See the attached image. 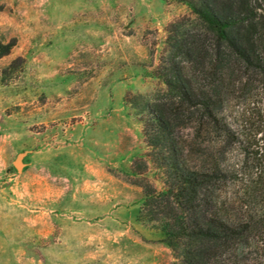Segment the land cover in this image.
<instances>
[{
	"label": "rangeland",
	"instance_id": "1",
	"mask_svg": "<svg viewBox=\"0 0 264 264\" xmlns=\"http://www.w3.org/2000/svg\"><path fill=\"white\" fill-rule=\"evenodd\" d=\"M116 1L110 2L117 16ZM35 3L0 0V39L9 43L20 36L11 55L0 60V264H173L177 259L161 242L163 222L140 217L145 195L130 183L166 189L143 125L127 102L164 89L158 79L136 73H152L159 65L166 30L148 29L132 39L147 47L145 61L111 55L90 40L61 47L42 37L22 41L28 33L25 11L43 7L42 0ZM166 13L171 22L193 17L188 6L170 0ZM18 58L24 62L11 69ZM253 102L256 97L238 93L227 99L225 121L236 136ZM112 117L120 124L117 135L107 137L103 121ZM181 138L191 166L216 174L213 196L221 214L222 204L234 219L260 212L255 162L236 140L213 129L198 134L193 125L182 128ZM142 156L148 170L137 177L134 161ZM244 248L218 263L264 264V237L251 238Z\"/></svg>",
	"mask_w": 264,
	"mask_h": 264
},
{
	"label": "trees",
	"instance_id": "2",
	"mask_svg": "<svg viewBox=\"0 0 264 264\" xmlns=\"http://www.w3.org/2000/svg\"><path fill=\"white\" fill-rule=\"evenodd\" d=\"M170 1L188 6L193 17L183 16L165 29V49L151 73L164 89L127 99L166 189L130 183L145 195L140 217L163 222L161 242L177 259L173 264H219L222 257L243 252L251 238L264 237V0ZM16 46V39H0V59ZM21 62L23 58L16 59L10 68ZM236 93L257 98L245 111L237 136L224 116L227 99ZM189 125L198 134L212 129L225 134L254 160L253 193L260 212L253 218L234 219L224 204L222 214L218 210L216 174L193 168L182 144V128ZM134 164L133 174L145 175L144 156Z\"/></svg>",
	"mask_w": 264,
	"mask_h": 264
},
{
	"label": "crops",
	"instance_id": "3",
	"mask_svg": "<svg viewBox=\"0 0 264 264\" xmlns=\"http://www.w3.org/2000/svg\"><path fill=\"white\" fill-rule=\"evenodd\" d=\"M13 1L1 0L8 5H13ZM30 1L36 4V0ZM79 1L66 0L63 3H57L54 0H42V8L33 6L27 8L25 13L28 15L26 27L28 33L26 37L21 36L22 41L36 42L42 37L48 44L52 43L61 47L79 46L90 40L96 41L98 46L110 48L111 55L123 56L122 59L126 60L133 57L139 61H145L150 56L147 47L140 41L132 39H138L139 34L148 29L165 31V28L172 23L171 20H167L168 0H117L119 10L117 16L116 9L110 2L112 0H88L85 6H81ZM40 18H42V25L39 22ZM163 23L166 24L165 27ZM11 24L14 28H19L17 23ZM130 30H134L135 34L126 32ZM39 31L42 32L41 35L38 34ZM19 37L18 34L15 35L16 39ZM131 47H133L132 51ZM136 74H140L138 78L141 79L152 77L151 72L145 69ZM115 110L120 109L115 108ZM103 123V126L107 127V137L117 135L119 120L116 121L112 117L104 120ZM106 145L109 146V144ZM106 151L114 152L109 148Z\"/></svg>",
	"mask_w": 264,
	"mask_h": 264
},
{
	"label": "water",
	"instance_id": "4",
	"mask_svg": "<svg viewBox=\"0 0 264 264\" xmlns=\"http://www.w3.org/2000/svg\"><path fill=\"white\" fill-rule=\"evenodd\" d=\"M21 160H22V156H20L19 157V159H18V164L16 163V166H17V168L19 169V170H21L22 169V167H23V165H22V163H21Z\"/></svg>",
	"mask_w": 264,
	"mask_h": 264
},
{
	"label": "bare ground",
	"instance_id": "5",
	"mask_svg": "<svg viewBox=\"0 0 264 264\" xmlns=\"http://www.w3.org/2000/svg\"><path fill=\"white\" fill-rule=\"evenodd\" d=\"M17 164H18V162H17Z\"/></svg>",
	"mask_w": 264,
	"mask_h": 264
}]
</instances>
